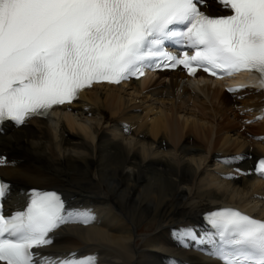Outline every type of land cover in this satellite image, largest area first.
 Segmentation results:
<instances>
[{
  "label": "bare ground",
  "instance_id": "bare-ground-1",
  "mask_svg": "<svg viewBox=\"0 0 264 264\" xmlns=\"http://www.w3.org/2000/svg\"><path fill=\"white\" fill-rule=\"evenodd\" d=\"M242 93L165 73L96 86L48 120L4 127L6 205L13 210L33 190L58 189L68 211L91 213L89 223L76 217L57 230L46 255H91L96 264H206L211 247H183L174 230L206 231L201 215L222 207L264 214V178L254 174L264 158V93Z\"/></svg>",
  "mask_w": 264,
  "mask_h": 264
},
{
  "label": "snow or ice",
  "instance_id": "snow-or-ice-1",
  "mask_svg": "<svg viewBox=\"0 0 264 264\" xmlns=\"http://www.w3.org/2000/svg\"><path fill=\"white\" fill-rule=\"evenodd\" d=\"M216 3L230 14H207V0H0V130L71 104L94 83L139 79L145 69L214 77L249 70L264 83V0ZM255 172L264 178V158ZM8 190L0 181V264H96L91 255L43 252L57 230L76 217L87 224L91 213L33 190L25 210L6 216ZM205 220L210 230L176 229L174 240L210 246L221 264H264V220L233 208Z\"/></svg>",
  "mask_w": 264,
  "mask_h": 264
},
{
  "label": "rangeland",
  "instance_id": "rangeland-1",
  "mask_svg": "<svg viewBox=\"0 0 264 264\" xmlns=\"http://www.w3.org/2000/svg\"><path fill=\"white\" fill-rule=\"evenodd\" d=\"M144 234V233H141V235Z\"/></svg>",
  "mask_w": 264,
  "mask_h": 264
}]
</instances>
